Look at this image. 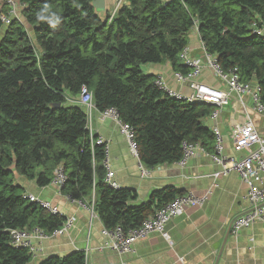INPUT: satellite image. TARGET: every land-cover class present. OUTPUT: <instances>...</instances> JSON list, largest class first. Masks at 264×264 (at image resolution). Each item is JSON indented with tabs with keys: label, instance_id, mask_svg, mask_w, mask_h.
<instances>
[{
	"label": "trees",
	"instance_id": "obj_1",
	"mask_svg": "<svg viewBox=\"0 0 264 264\" xmlns=\"http://www.w3.org/2000/svg\"><path fill=\"white\" fill-rule=\"evenodd\" d=\"M93 1L19 0L28 29L0 19V264L34 260L11 244L12 229L50 233L66 219L25 199L17 176L46 187L63 167L61 192L89 205L94 196V212L108 229L136 228L186 193L167 187L136 205L133 189L107 183L105 149L93 146L78 102L83 86L99 111L113 107L133 127L139 160L149 168L179 162L185 142L214 151V106L168 95L143 70L169 62L175 73H189L180 55L194 28L204 51L225 71L237 69L242 82L259 85L264 102V34L254 30L264 28V0H126L112 19ZM0 10L8 11L2 1ZM87 260L74 251L38 264Z\"/></svg>",
	"mask_w": 264,
	"mask_h": 264
},
{
	"label": "crops",
	"instance_id": "obj_2",
	"mask_svg": "<svg viewBox=\"0 0 264 264\" xmlns=\"http://www.w3.org/2000/svg\"><path fill=\"white\" fill-rule=\"evenodd\" d=\"M169 1V0H165ZM126 0H105V11H98L102 18L118 11ZM190 56L199 58L204 66L194 81L219 89H226L225 83L205 63V51L197 27L190 34ZM145 72L164 82L175 92L189 95L191 82L178 81L169 62L145 66ZM241 104L238 96L232 94L229 105L223 107L216 121L208 118L210 126H218L224 137V154L237 156L233 150L231 130L248 119L264 136V116L253 110L249 100ZM92 131L103 137L109 145V163L115 173L114 179L125 188L137 194L134 204L150 201L154 192L176 187L197 195H208L203 206L186 208L184 214L174 217L167 225L170 241L158 233H152L134 246V251L120 255L111 250H100L104 237V225L96 213L77 202L70 201L57 185L51 183L40 187L36 181L20 183L28 187V193L51 201L58 206L65 218L75 217L74 225L63 235L41 242V250L30 264H38L49 256H65L74 251L87 253V264H264V222H256L242 229L237 235L230 231L234 218L250 209L247 200V185L232 171L223 175V167L208 153L197 151L184 166L176 163L153 168L149 177H142L139 158L130 150L129 143L117 123L103 120L99 110L92 114Z\"/></svg>",
	"mask_w": 264,
	"mask_h": 264
},
{
	"label": "built area",
	"instance_id": "obj_3",
	"mask_svg": "<svg viewBox=\"0 0 264 264\" xmlns=\"http://www.w3.org/2000/svg\"><path fill=\"white\" fill-rule=\"evenodd\" d=\"M8 7V11L0 10V19L4 24H9L12 19H19V9L21 7L19 0H0ZM2 5V4H1ZM116 15V11L111 13V19ZM255 33L264 34V28L254 26ZM190 48L187 47L180 57L185 63L191 67V71L187 74L175 73L178 81L191 82L192 92L189 95L172 90L163 80L161 76L157 77L155 83L160 86L168 95L177 99L186 100L188 102H200L214 106V110L209 116L211 120L216 121L223 107L229 105L232 94H236L241 104L247 106L248 99L253 110L264 116V102L260 92L259 85H253L241 81L237 69L225 71L217 62L216 58L205 52V63L210 67L214 74L222 82L225 83L226 89H219L200 82L194 81L200 76L204 63L199 58L190 56ZM78 102L84 106L88 116V128L90 130L93 146H103L106 153L105 166L107 168L106 181L113 188L121 187L114 179L115 173L111 170L109 163V145L101 136L94 138L92 131V114L94 110H98L94 103L93 93L86 87H82ZM103 120L112 119L119 126L120 132L126 136L131 152L138 157V149L134 140V129L131 125L124 123L118 111L111 107L103 111H99ZM215 135V147L212 153H208L199 143L185 142L183 145V157L176 164L184 166L188 159L197 151L208 153L212 159L223 167V175H228L232 171L236 172L242 181L247 185V200L250 203V209L243 215L234 218L230 225L232 234L237 235L242 229L251 227L256 222H264V136H262L255 128L251 120H247L242 124H237L231 130V138L233 140V150L237 156L228 157L224 154V137L218 126L212 127ZM139 158V157H138ZM140 161V160H139ZM139 168L142 177H149L153 168L146 167L139 162ZM67 180V176L63 167H58L52 183L57 185L61 190ZM208 195H197L194 192H186L184 195L178 196L173 201L161 206L155 213L147 217L143 223L131 229H124L121 225L112 229L106 227L102 230L104 237L100 250H111L120 255L132 253L134 246L140 240L147 238L152 233H158L166 240L170 241V234L167 225L171 219L185 213L186 208L193 206H203ZM25 199L30 202L39 204L53 215L62 214L59 207L51 201L42 199L33 194L26 193ZM70 201L77 202L82 206L88 207L92 213L94 212L95 197L93 196L91 204H86L80 200H75L67 195ZM76 218L70 217L65 219L60 228L48 233L40 227L32 229H12L11 244L18 248H26L32 259L37 257L41 250V242L51 237L61 236L65 234L75 223ZM86 253V257H87ZM88 258V257H87ZM120 264H128L122 261Z\"/></svg>",
	"mask_w": 264,
	"mask_h": 264
},
{
	"label": "rangeland",
	"instance_id": "obj_4",
	"mask_svg": "<svg viewBox=\"0 0 264 264\" xmlns=\"http://www.w3.org/2000/svg\"><path fill=\"white\" fill-rule=\"evenodd\" d=\"M18 20L21 21V22L25 25V27L28 29V24L26 23L24 17L22 16V14H21V12H20V9H19V19H18ZM143 70L146 71L144 66H143ZM18 177H19V178H23V177L17 176V179H18ZM27 181H28V180L25 179V178H24V180H22L23 183H24V182H27ZM25 185L28 186V182H27ZM25 185L23 184V186L25 187V190H28V187L25 186Z\"/></svg>",
	"mask_w": 264,
	"mask_h": 264
},
{
	"label": "water",
	"instance_id": "obj_5",
	"mask_svg": "<svg viewBox=\"0 0 264 264\" xmlns=\"http://www.w3.org/2000/svg\"><path fill=\"white\" fill-rule=\"evenodd\" d=\"M93 4L98 11H105L106 9V3L105 0H94Z\"/></svg>",
	"mask_w": 264,
	"mask_h": 264
}]
</instances>
